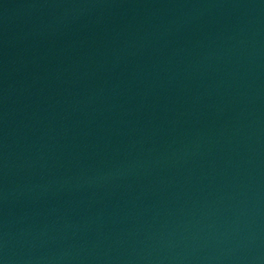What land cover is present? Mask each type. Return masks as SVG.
I'll list each match as a JSON object with an SVG mask.
<instances>
[{
  "label": "water",
  "instance_id": "water-1",
  "mask_svg": "<svg viewBox=\"0 0 264 264\" xmlns=\"http://www.w3.org/2000/svg\"><path fill=\"white\" fill-rule=\"evenodd\" d=\"M0 264H264V0H0Z\"/></svg>",
  "mask_w": 264,
  "mask_h": 264
}]
</instances>
